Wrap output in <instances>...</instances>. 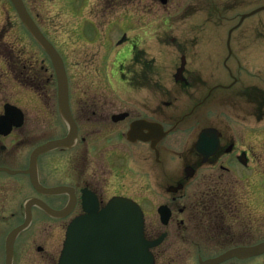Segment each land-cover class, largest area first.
Returning <instances> with one entry per match:
<instances>
[{"label": "flooded vegetation", "instance_id": "obj_1", "mask_svg": "<svg viewBox=\"0 0 264 264\" xmlns=\"http://www.w3.org/2000/svg\"><path fill=\"white\" fill-rule=\"evenodd\" d=\"M23 1L62 58L77 136L69 147L37 159L39 183L65 191H38L24 173L30 153L67 137L70 124L60 109L52 59L11 1L0 0L6 17L0 27V116L7 106L16 108L3 125L7 129L10 122L11 132L0 135V167L23 171L0 173L25 178L31 193L23 210L25 202L34 199L64 212L53 217L35 205L33 218L14 241L9 263L7 238L26 222L24 211L0 218V264H57L67 227L84 213V204L92 199L102 208L114 197L141 206L147 240H160L151 248L155 264H201L263 244L264 60L256 43L235 48L233 34L241 26L228 29L221 79L210 84L175 39L174 73L157 72L154 49L146 46L142 35L171 32L169 16L163 17L168 26L152 27L150 22L151 9L165 7L169 0ZM207 1L219 15L218 2ZM90 19L97 32H108L123 19L137 35L136 42L113 52L111 43L97 44L94 72L104 89L96 91L84 90L86 75L80 68L87 46L81 32ZM205 29L216 33L218 28ZM257 35H262L260 30ZM198 50L194 54L199 62ZM219 91L222 96H216ZM182 95L194 101L190 109L181 107ZM17 109L23 117L18 127ZM199 114H205L206 121H200ZM209 130L207 139H201ZM26 146L32 147L30 152L22 153ZM167 155L176 160L167 163ZM219 264H264V249L249 257L233 255Z\"/></svg>", "mask_w": 264, "mask_h": 264}, {"label": "rangeland", "instance_id": "obj_2", "mask_svg": "<svg viewBox=\"0 0 264 264\" xmlns=\"http://www.w3.org/2000/svg\"><path fill=\"white\" fill-rule=\"evenodd\" d=\"M214 1L218 2L216 4L222 11V13L220 11L219 15L215 14V11H211L209 8L210 6H207L209 4L207 0H198V3L195 0H169V4L165 7L158 5L154 9H151L153 10L150 14L152 27L168 26V22H163V17L168 16L171 17L169 19L170 27H173L171 32H167L163 29V31L158 34L142 35L143 42L146 46L150 49H154L153 55L157 60L156 67H158V74L171 75L174 73V65L176 64L175 59L176 55H178L175 51L176 47L173 46L172 42V40L175 39V42L182 44V47L186 49L191 56L193 64L197 67L198 74L208 77V80L212 81L210 84L221 79L222 72L220 71L222 59L226 52L225 43L228 29L238 23L240 15L263 7L264 0ZM8 6H10L9 3ZM2 7L3 6L0 4V27L6 21V17L3 14L4 9ZM117 12L119 13L120 9H118ZM194 13L195 15L191 16ZM12 16L14 17L13 13ZM90 20L91 21L87 22L84 26V30L81 32V39L85 41L87 46L82 56L83 63L80 68H82L86 75L83 83L84 90L96 91L104 89L100 86L103 84L100 81V76H98V73L94 72L96 62L98 64L99 60L95 55L97 44L104 45L111 43L110 49L113 52L120 48H127L130 44L136 42L137 35L132 25L130 26L125 23L123 19L121 21H116L108 32H97L93 20ZM212 27L218 28L215 30L217 34L212 30L205 29ZM257 30H260L262 33L260 37L257 35ZM125 36H127V39L121 46L115 45L116 39L118 40L120 37L123 38ZM139 41L141 42V40ZM232 41V43L235 44V48L238 47L236 44H242L241 46H246V43L258 44L257 47L262 50L261 57L263 61L264 11L247 18L241 25L240 30L233 34ZM88 43H90V45ZM197 49H199V62L196 61L197 57H195L194 54V51ZM153 55L151 54V56ZM259 57L260 54H258V58ZM260 65L264 66V63ZM216 96H222V92L219 91ZM199 99L198 97L197 100ZM193 103L194 101L190 100L188 97L186 98L184 95L181 96V107L190 109ZM219 106L222 105L219 104ZM199 117L200 121H206L205 114H199ZM31 148L30 146L22 147V153L30 152ZM166 157L167 163L176 160L171 157V155H167ZM30 193L31 190L24 177H13L0 173V203L6 204L0 209V218H9L12 212H16V214L22 212L23 209L21 206ZM3 197L6 199H2ZM10 202L11 205H8L7 203Z\"/></svg>", "mask_w": 264, "mask_h": 264}, {"label": "water", "instance_id": "obj_3", "mask_svg": "<svg viewBox=\"0 0 264 264\" xmlns=\"http://www.w3.org/2000/svg\"><path fill=\"white\" fill-rule=\"evenodd\" d=\"M18 11L23 23L30 30L36 40L50 55L57 72L59 83V101L63 116L69 121L71 126L70 134L67 138L49 142L33 151L30 160L28 173L35 187L39 188L37 182L36 161L40 154L53 148L70 146L76 136V127L71 119L69 110V89L67 76L64 70L62 59L54 47L41 34L35 23L26 11L22 0H11ZM264 10L261 7L250 14L242 17L241 22L248 16ZM184 65V64H183ZM181 74V71L178 72ZM9 112H7L8 114ZM7 114L0 118V134H8L11 129L10 122L8 129L3 130V125L8 121ZM20 118V116H19ZM22 122L17 123V126ZM209 131L201 135V139H207ZM0 170L9 171L6 168ZM10 172V171H9ZM61 190V189H59ZM44 193H56L57 189H40ZM39 204L47 213L53 216H62L64 212H56L47 205L40 204L36 200H29L25 205V224L14 229L8 236V263L12 259L13 242L18 234L25 229L32 219V206ZM85 213L68 226L63 250L58 264H154V257L150 248L157 245L160 240L149 242L145 238V220L141 207L131 199L115 197L111 199L102 209L92 199L84 204ZM264 249V244L253 248L242 249L240 251H230L218 258L210 259L201 264H218L233 255L247 257Z\"/></svg>", "mask_w": 264, "mask_h": 264}]
</instances>
